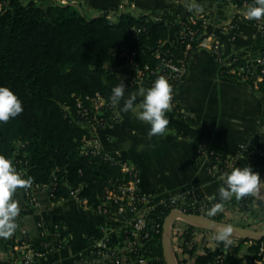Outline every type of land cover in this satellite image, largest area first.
<instances>
[{"label":"crops","instance_id":"1","mask_svg":"<svg viewBox=\"0 0 264 264\" xmlns=\"http://www.w3.org/2000/svg\"><path fill=\"white\" fill-rule=\"evenodd\" d=\"M78 6L88 17L103 11L119 14H149L176 11L179 17L206 12L211 16L207 30L220 39L225 59L240 54V63H254L261 52V37L256 24L248 18L234 22L235 8L224 0H53ZM114 18V17H113ZM125 96L141 86L130 83ZM142 97L137 96L138 107ZM123 99L114 110L103 113L102 124L89 123L90 137L99 149L115 161L127 162L138 174L137 188L153 206L125 211L112 218L92 205L71 196L53 199L47 187H27L35 198L31 203L18 188L14 198L21 208L18 225L10 237H0V260L9 258L13 245L27 236L30 245L43 255L34 264H127L125 250L118 242V231L142 213L159 215L167 203L185 206L219 201L223 184L211 174L207 163L196 157L199 145L227 157L233 168L249 164L264 179V157L254 150L264 145V88L258 82L235 77L223 71L205 50L194 51L177 91L179 108H171L163 135H149L150 125L123 111ZM247 198L242 205L239 201ZM220 221L249 230H264V184L241 199L233 196L219 212ZM42 222L44 232L37 226ZM177 225H185L175 220ZM216 232L201 230L194 252L186 253L181 264H211L223 243L214 240ZM170 242H171V235ZM233 244H238L233 237ZM245 262V261H244ZM243 262V263H244ZM134 264H166L164 258H147Z\"/></svg>","mask_w":264,"mask_h":264},{"label":"trees","instance_id":"2","mask_svg":"<svg viewBox=\"0 0 264 264\" xmlns=\"http://www.w3.org/2000/svg\"><path fill=\"white\" fill-rule=\"evenodd\" d=\"M5 1L0 12V84L14 90L23 111L0 122V153L11 157L24 176L33 178L31 185L50 183L53 199L67 197L69 187L81 184L79 195L96 207L107 188L126 184L129 173L119 161L83 151L84 139L90 138L87 125L91 116L81 118L77 100L89 106L87 96L99 93L109 100L115 85H129L127 61L133 52L134 65L139 68L156 65L163 55L182 57L183 44L174 22L179 15L169 10L139 15L103 11L88 17L78 6L53 0ZM255 43L262 46L255 60L261 58L262 62L242 63L253 71L259 89H263L264 35ZM233 59L240 61V54L235 53ZM175 107L179 108L178 104ZM248 201L239 202L245 206ZM169 210V204L160 206L157 218H147L150 229L141 230L137 237L127 226L119 229L118 242L130 240L136 247L128 253L132 260L164 258L161 235ZM189 211L198 213L194 208ZM194 227L189 224L184 235V250L190 254L197 245ZM263 240L246 247L243 256L238 245L219 247L223 257L212 259L211 264H242L244 258L246 264H252L257 243Z\"/></svg>","mask_w":264,"mask_h":264},{"label":"built area","instance_id":"3","mask_svg":"<svg viewBox=\"0 0 264 264\" xmlns=\"http://www.w3.org/2000/svg\"><path fill=\"white\" fill-rule=\"evenodd\" d=\"M231 6L235 8L234 18H248L246 15L247 7L253 3V0H240L238 3L237 0H224ZM6 4L5 0H0V12L3 6ZM249 19V18H248ZM158 20V19H157ZM252 20L261 36L264 35V17L259 19H250ZM211 16L206 12H194L189 13L185 17H179L174 22L178 26L176 27V34L183 44V53L182 57L175 59L171 56H161L160 61L151 66L149 64H145L142 68L136 67L133 62L134 52L129 56L127 64L129 65L130 74L129 79L130 83H138L144 88L150 87L154 80L163 75L167 77V79L173 85L174 96L172 98V108H176L177 100H175V96H177L178 86L183 78L188 60L191 54L196 50H205L207 51L222 67L224 65L230 66L226 69L228 72H231L235 77L241 78L244 80H252L253 83L256 84L257 80L254 77L253 71L249 69L247 65L240 63L239 61H235L233 57L227 61L223 55L222 45L219 38L216 37L214 33L207 30L208 25L211 23ZM139 31V29H137ZM159 57L160 53H156ZM263 59L257 58L256 62H262ZM87 100H89V106H84L81 100H77L78 105V113L80 114L83 120H87L89 116H91L90 123H98L102 124L104 121L103 113L107 110H114L116 103H113L111 99L106 100L99 93H96L94 96H87ZM89 124V123H88ZM84 152H92L94 154L101 155L104 159H111L109 155L99 149L96 142L93 139L86 138L84 139V144L82 146ZM254 154L256 156L264 157V145L261 147H257L254 150ZM214 153L204 148L202 145H199L196 149V157L201 158L207 163V168L211 174L217 177L222 183L228 174V171L233 168L232 162L227 157H214ZM121 168L124 172L129 173V179L126 184L122 186H112L107 188L104 192L103 197L100 199L99 204L94 207L96 210L101 212L107 217H113L115 215H120L125 211H139L142 209H150L153 204L151 200L141 194L137 188V179L138 174L136 169L131 166L127 162H121ZM22 174L24 171L21 168H18ZM55 180V178H53ZM36 187H47L49 191V196L54 198V194L52 193L51 184H34ZM82 185L79 184L77 187H69V196L81 200L85 203H88L87 198L81 197L79 195L81 191ZM24 195L28 199L29 202L34 203L35 198L31 191L28 188H24ZM217 201H209L207 203H196L188 206L182 204L175 203H167L170 206V210H181L187 213L198 214L207 218L209 217L206 213L208 209ZM194 208L198 213L190 212L189 209ZM114 213V214H113ZM113 214V216H110ZM219 215V213H217ZM216 216V215H215ZM149 216L145 213L140 214L134 220H132L127 227L129 228L132 236L137 237L141 230L146 229L149 230L150 227L147 226V218ZM157 218V217H156ZM182 220L180 218H176L173 220L170 226V235H171V247L175 254V259L177 264H181L184 255L187 253L184 250V238L185 234L188 232L189 223L187 221L182 220L185 225H177L175 220ZM194 225V224H192ZM37 226L40 228L42 232L45 230V226L42 222H38ZM193 234L194 240L197 241L198 235L201 230H205L197 225H194ZM237 242L240 239H236ZM246 243V247L256 244V241L252 240H244ZM122 246L125 250V255L127 258V264H134L136 261L132 260L128 255L129 252L135 251L136 247L133 246V243L130 240H124ZM140 246V245H139ZM231 246H236V244H232ZM246 249V248H245ZM245 250H240L239 255L243 256L245 254ZM43 253L41 251L35 250L29 242L27 236L18 240L14 245L12 252L8 259L0 260V264H34L35 259L41 257ZM223 257L222 251L217 252L213 259L221 260ZM144 260L141 258L140 262ZM245 261V262H244ZM244 262V263H243ZM242 264H246V259L244 258ZM252 264H264V240L257 243V249L254 254H252Z\"/></svg>","mask_w":264,"mask_h":264},{"label":"clouds","instance_id":"4","mask_svg":"<svg viewBox=\"0 0 264 264\" xmlns=\"http://www.w3.org/2000/svg\"><path fill=\"white\" fill-rule=\"evenodd\" d=\"M249 19L264 17V0H253L247 9ZM126 86L123 82L115 85L111 92V101L119 103L123 99V111L135 112L136 118L150 125L149 135H163L167 131L169 119L166 113L172 108L174 96L173 85L167 77L158 76L150 87H140L137 92L125 96ZM137 96L142 97L138 107ZM23 111V103L19 96L8 85L0 84V122H7ZM33 182L30 176H24L18 171L11 157L0 153V237H10L18 225L16 218L21 211L19 201L14 198L18 188H27ZM264 179L259 172L247 164L237 166L226 175L219 188L220 200L215 202L207 211L209 217L217 215L224 203L233 196L241 199L257 192ZM233 226L228 224L220 228L214 240L222 242L225 248L233 244Z\"/></svg>","mask_w":264,"mask_h":264},{"label":"water","instance_id":"5","mask_svg":"<svg viewBox=\"0 0 264 264\" xmlns=\"http://www.w3.org/2000/svg\"><path fill=\"white\" fill-rule=\"evenodd\" d=\"M180 218L184 221L197 225L205 230L216 232L224 225H228L220 220H214L198 214L187 213L181 210H171L164 217L163 230L161 235L163 257L166 264H177L175 254L170 242V226L174 219ZM232 236L240 240L259 241L264 238V230H249L233 226Z\"/></svg>","mask_w":264,"mask_h":264},{"label":"rangeland","instance_id":"6","mask_svg":"<svg viewBox=\"0 0 264 264\" xmlns=\"http://www.w3.org/2000/svg\"><path fill=\"white\" fill-rule=\"evenodd\" d=\"M237 245L240 246V249L239 250H245V248H246V243H244V241H242V242L239 241Z\"/></svg>","mask_w":264,"mask_h":264}]
</instances>
